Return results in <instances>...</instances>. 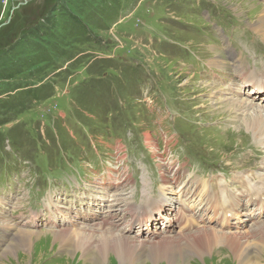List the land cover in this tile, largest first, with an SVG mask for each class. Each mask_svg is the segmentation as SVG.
I'll return each mask as SVG.
<instances>
[{"label":"rangeland","instance_id":"1","mask_svg":"<svg viewBox=\"0 0 264 264\" xmlns=\"http://www.w3.org/2000/svg\"><path fill=\"white\" fill-rule=\"evenodd\" d=\"M260 13L264 0H0V264H93L108 230L138 247L102 264H246L203 226L240 230L264 263ZM152 203L161 214L133 224ZM85 224L92 255L69 256ZM21 230L36 236L7 253Z\"/></svg>","mask_w":264,"mask_h":264},{"label":"bare ground","instance_id":"2","mask_svg":"<svg viewBox=\"0 0 264 264\" xmlns=\"http://www.w3.org/2000/svg\"><path fill=\"white\" fill-rule=\"evenodd\" d=\"M255 28H257V29H259L263 34H264V13H260L259 14V16H258V19H257V21H256V23H255ZM255 30V29H254ZM257 32V31H256ZM257 33H259V32H257ZM261 36V35H260ZM260 40H262V41H264V38L261 36L260 38H259ZM222 45V47H223V50H225L226 51V47H224L223 46V44H221ZM230 45V44H229ZM231 47V46H230ZM232 48V47H231ZM233 49V48H232ZM232 52H235V54H236V51H234V49H233V51ZM234 55V54H233ZM224 56V55H223ZM223 56H222V58H223ZM212 63H216V60H212L211 61ZM246 67V64L245 63H243V61H242V63L241 64H239V68H238V71H243V69ZM260 77V76H259ZM245 81H248V82H256L257 80H258V77L257 76H255L252 72L250 73V74H248V76H246V75H244V77H242ZM254 80V81H253ZM253 88L256 90V88L259 86V85H256V84H253ZM260 86H263L262 84L260 85ZM264 87V86H263ZM257 91V90H256ZM260 91H264V88H261L260 89ZM258 93V92H257ZM239 104H241V102L239 103H237V105H239ZM261 115V114H260ZM259 114H257L256 115V119L255 120H252V124H251V126H252V128L255 130V131H261L262 129H264V123L262 124V125H259L260 123H261V121L263 120V117L262 116H260ZM252 117V116H251ZM250 120V119H249ZM250 128V127H249ZM254 133V132H253ZM259 135V134H258ZM235 149V155H237L238 153H240L239 151H238V149H236V148H234ZM122 151V150H121ZM195 177V176H194ZM196 178V177H195ZM196 181V180H195ZM190 183V182H189ZM262 184H260L259 186L257 185L256 186V188L255 189H250V191L252 190V194H255L254 196L256 197V198H258L259 199V202L261 203L262 202V207H264V182H261ZM168 187V186H167ZM196 187H197V185H196ZM101 189V188H100ZM167 189V188H166ZM99 190V189H98ZM115 192V191H114ZM116 193V192H115ZM59 196V195H58ZM91 197V196H90ZM114 197V196H113ZM123 197V196H122ZM53 198V197H52ZM112 198V197H111ZM118 198V197H117ZM116 198V199H117ZM126 198V197H125ZM158 198V197H157ZM61 199V198H60ZM122 199H124V197L122 198ZM215 199H217V198H215ZM59 200V199H58ZM152 200V199H151ZM154 200V199H153ZM224 200H226L225 198H224ZM116 201V200H115ZM211 201H213V199L211 200ZM224 206H226V203H225V201H222V200H219ZM114 203V202H113ZM149 203H151V202H149ZM52 204V203H51ZM107 204H109V203H107ZM152 204H155V203H152ZM239 204V201H237L236 202V206ZM156 205V204H155ZM154 205V206H155ZM65 207H67V206H65ZM227 207H228V209H223L221 206H220V208H221V210L222 211H225L224 212V214H227L228 216H231V211L233 210L232 209V203L230 202V203H228V205H227ZM13 209V208H12ZM130 210H131V212H132V219H133V224H141V225H144V222H149V220H150V218L154 215L152 212H154L155 210H157V211H159L158 213L159 214H161V211L159 210V207L156 205L155 206V208H154V210L153 211H151L150 213H147L146 211H139V212H137V210H135L134 208H130ZM138 210H140V209H138ZM54 211V210H53ZM67 213V212H66ZM55 215V214H54ZM70 215H72L71 213H70ZM75 215H77V214H75ZM67 216V215H66ZM109 217V216H108ZM119 217V216H118ZM53 218V217H52ZM71 218H73V217H71ZM76 218V217H75ZM110 218V217H109ZM152 218H154V216L152 217ZM178 218H180V216L178 217ZM105 219H107V218H105ZM184 221H186V223H189L191 220L190 219H187V217H185V218H182ZM251 220H252V218H251ZM254 223V227H253V229L251 230L252 232H255V231H264V220L263 221H261V222H258V221H253ZM82 224V223H81ZM99 224V223H98ZM68 225V224H67ZM92 225V224H91ZM94 225V224H93ZM102 225V224H101ZM71 226V225H70ZM74 226V225H73ZM87 224H85V226H80V232H74L75 234H76V236H75V238H74V240H75V243L71 246V249H70V253H69V256L71 255H73L74 254V252H76L77 250H81V251H83V254H85V255H89V254H91V252L89 251V248L86 246V244H87V242L88 241H90V239L91 238H95V236H97L96 234L97 233H95L96 231V229H93L94 227L92 226V229L90 230V231H92V233H89V232H87ZM68 227V226H67ZM114 227V226H113ZM202 228V229H201ZM201 228H199V230L201 231L200 233H199V235L201 236L200 238H201V242L203 243L204 241H206L209 237H211L212 235L214 236V238H218V237H222L223 235H225V238H228V240L230 241V245L232 246V248H234L235 250H237L238 252H240L239 254H240V257L242 258V261L244 262V263H246V264H260V263H257V262H254V261H252V260H250V256H248L249 258H247V254H243L244 253V251L245 250H247V247H250L251 246V243L250 242H248V241H246L247 242V244H245V243H243L242 241H241V239L243 238V234L240 232V230H236V232H230V233H228V234H223V233H220V232H218V231H216V230H212V228L210 229H208V227H205V226H203V227H201ZM105 230V228L104 227H102V230ZM31 230V229H30ZM65 229H61L60 230V232L61 233H59V234H55L56 236H57V240H58V235L63 239V238H65V237H67V236H69L70 234L68 233V230H66L65 232H63ZM105 234H98V235H101L102 236V239H101V242H100V244L97 246V247H99L98 249L100 250V253H96V255H95V257L91 260L92 262H93V264H102L103 263V261L106 259L105 258V256H106V249H111V250H113V249H117V248H121V252H120V254L118 255L120 258H124V259H126V257L125 256H127V254H128V252L130 251V250H135L137 247H138V245H136V244H134V243H132L131 242V240L129 239V238H127L126 237V235L123 233H121V235L119 234V235H115V234H113V233H110V231L108 230L107 231V233L105 232V231H103ZM114 232V231H113ZM54 234V233H53ZM245 235V234H244ZM33 236H36V233L35 232H27V231H23V230H21L19 233H18V235H17V240H16V245H13L12 243V245H10L9 247H7L8 249L6 250L7 251V253H10L11 252V254H13V252L14 251H16V248H19L20 246H22L24 243L25 244H29L30 245V243L32 242V240L34 239V237ZM103 236H112L113 237V241L112 242H109L105 237H103ZM193 236V235H192ZM184 238L185 237V239H186V244H185V246H188L189 247V249L192 247V248H194L195 246H200V247H202L203 245L201 244H199V242H198V238L196 237V239H193V240H190V238H192V237H190L189 238V236H187V235H184V234H181V236H175V237H171V238H175V239H181V238ZM261 237H263V235H261ZM167 239V237H162V239ZM199 238V239H200ZM212 238V237H211ZM61 239V240H62ZM246 239V238H245ZM74 240H73V242H74ZM95 240V239H94ZM213 240V239H212ZM61 242V241H60ZM72 242V243H73ZM216 242V241H215ZM260 242V241H259ZM173 245H174V247H175V249L176 248H178L179 249V247H177L178 245H179V243L178 244H176L175 243V241H172L171 242ZM214 243V242H213ZM210 244V243H209ZM256 244V243H255ZM139 245L141 246V245H144V242L142 241V243H139ZM211 245V244H210ZM258 246V245H257ZM256 246V247H257ZM129 247H131V249H128ZM259 247V246H258ZM206 248V247H205ZM251 249H252V253L254 254V247L253 246H251L250 247ZM97 249V250H98ZM204 249V248H203ZM249 249V248H248ZM182 250V254L184 255L185 254V252L183 251V249H181ZM209 250V249H208ZM204 252H205V250H204ZM203 253V252H202ZM251 253V252H250ZM237 254V253H236ZM252 254V255H253ZM84 255V256H85ZM92 255V254H91ZM238 255V254H237ZM87 259V258H86ZM89 259V258H88ZM177 261V260H176ZM173 264H175V262L173 263ZM261 264H264V263H261Z\"/></svg>","mask_w":264,"mask_h":264}]
</instances>
